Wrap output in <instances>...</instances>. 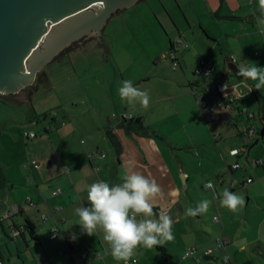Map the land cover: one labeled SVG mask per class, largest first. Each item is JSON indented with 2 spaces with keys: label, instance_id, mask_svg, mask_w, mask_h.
I'll return each mask as SVG.
<instances>
[{
  "label": "crops",
  "instance_id": "1",
  "mask_svg": "<svg viewBox=\"0 0 264 264\" xmlns=\"http://www.w3.org/2000/svg\"><path fill=\"white\" fill-rule=\"evenodd\" d=\"M191 4L176 8L183 23L165 9L170 27L165 29L168 43L161 55L174 53L181 71H172L171 80L157 85L145 84L149 77L133 82L148 91L151 101L147 109L138 103L114 105L92 121L93 130L85 138L83 107L61 106L39 128H32L36 122L30 121L28 131L36 132L32 138L23 131L16 140L0 121L2 264H124L113 259L101 232L93 236L82 232L74 209L88 206V185L99 180L118 184L130 171L155 179L161 186L163 195L154 212L168 210L173 241L178 242L152 249L140 247L133 256L137 259L134 264H240L242 254L250 259L246 264H264V135L254 143L264 130V89L248 92L255 82L238 76V69L233 68L239 56L264 67V34L256 26L257 0H191ZM200 59L214 65L211 77L195 73ZM153 60L160 62L157 57ZM208 78L231 86L221 93H203L214 107L207 115L209 121L196 99ZM123 112L132 117L119 120ZM133 119H140L142 126ZM251 128L255 133L246 141L244 133ZM234 148L239 149L237 154L230 153ZM234 163L239 166L232 168ZM249 177L251 182L246 181ZM209 182L214 188L207 187ZM176 188L181 195L173 204L169 193ZM224 188L244 197L245 204L236 212L219 205L218 193ZM205 198L212 201L207 211L211 216L207 214V220L202 219L203 214L188 217L191 225L182 223L185 209ZM6 212L11 213L9 217L4 216ZM26 221L33 225V235L22 228ZM12 226L21 231L13 235ZM218 238L224 240L221 247ZM188 247L195 250L183 258ZM207 250L211 252L205 255ZM81 251L87 256L80 262L77 255Z\"/></svg>",
  "mask_w": 264,
  "mask_h": 264
},
{
  "label": "rangeland",
  "instance_id": "2",
  "mask_svg": "<svg viewBox=\"0 0 264 264\" xmlns=\"http://www.w3.org/2000/svg\"><path fill=\"white\" fill-rule=\"evenodd\" d=\"M179 5L185 8L192 4L191 0H138L117 10L107 18L99 35L77 39L68 50L55 54L44 72L40 71L42 68L39 70L40 78L32 81L34 84L28 88L24 86L16 94L0 97V121L9 127L7 131L11 137L20 139L19 133L30 130L31 126L27 125L32 121L36 122L32 125L34 129L47 124L50 114L56 115L61 106L66 109L83 107L82 132L84 138L89 137L94 127L92 121L100 119L103 112L110 111L114 105L117 108L124 106L126 101L118 95L122 81L134 82L149 77L150 81L145 84L157 85L171 80L172 71L175 74L181 67H172L167 55L169 51L161 55L168 43L165 29L170 27L165 9L183 23L176 9ZM156 57L160 59L159 63H154ZM122 115L132 117L123 112L118 115L119 120ZM77 117L72 115L75 121ZM17 147L21 149L19 143ZM207 214L211 216L206 212L203 220H207ZM19 218L23 220L20 215ZM181 222L191 225L188 217ZM183 238L185 243L189 242L187 234ZM250 254L252 260L258 262L254 254ZM246 260L250 261L243 254L238 257L240 264H246Z\"/></svg>",
  "mask_w": 264,
  "mask_h": 264
},
{
  "label": "clouds",
  "instance_id": "3",
  "mask_svg": "<svg viewBox=\"0 0 264 264\" xmlns=\"http://www.w3.org/2000/svg\"><path fill=\"white\" fill-rule=\"evenodd\" d=\"M257 12L259 16L256 18V26L264 34V0H257ZM235 66L238 76L255 82L248 92L253 88L264 89V67H257L255 63L242 60L240 56ZM227 87L225 84L224 88ZM118 95L128 104L138 103L145 109L151 101L148 91L136 87L131 80L121 82ZM207 187L214 188L211 182ZM86 192L88 206L82 205L74 209V214L79 218L77 225L89 236L97 231L101 232L114 260L128 264L138 248L152 249L175 239L172 231L173 220L168 210L161 209L158 214L154 212L156 202L163 195L162 188L155 179L130 171L123 176L121 183L110 185L103 180L95 181L87 186ZM169 195L174 204L181 191L176 188ZM218 196L219 205L232 212L245 204L242 195L230 192L227 188L219 192ZM211 204L212 201L202 199L195 207H187L184 216L205 214Z\"/></svg>",
  "mask_w": 264,
  "mask_h": 264
},
{
  "label": "water",
  "instance_id": "4",
  "mask_svg": "<svg viewBox=\"0 0 264 264\" xmlns=\"http://www.w3.org/2000/svg\"><path fill=\"white\" fill-rule=\"evenodd\" d=\"M137 1L0 0V93L20 91L55 54L99 35L111 14ZM258 134L254 143L264 130Z\"/></svg>",
  "mask_w": 264,
  "mask_h": 264
},
{
  "label": "built area",
  "instance_id": "5",
  "mask_svg": "<svg viewBox=\"0 0 264 264\" xmlns=\"http://www.w3.org/2000/svg\"><path fill=\"white\" fill-rule=\"evenodd\" d=\"M179 42L181 43L182 42V39H179ZM169 58H170V60H171V63H172V67L174 68V67H176L177 65H178V58L174 55V53H170L169 54ZM214 71H215V68H214V65L210 62V61H207V60H205V59H200V60H198V62H197V66H196V69H195V73L196 74H199V75H201V76H203V77H205V78H207V77H211L213 74H214ZM209 79V78H208ZM227 85V83H224V82H222V81H220V80H212V79H209V80H207L206 82H204L203 83V85L201 86V90L200 91H198V92H196V99H197V102H198V104H199V109H200V112H201V114H202V116L207 120V121H209V118H207V115L209 114V113H211L212 112V110H213V105H210L207 101H206V99L204 98V95H203V93L204 92H215V91H217L218 93H221V92H223L224 90H226V89H228L229 87H231L230 85H227L228 87L227 88H224V85ZM230 100H233V96L232 97H230ZM122 118H127V117H130V115H122L121 116ZM255 133V130L253 129V128H251V129H248V131L247 132H245L244 133V139L247 141V140H249L252 136H253V134ZM24 135L26 136V137H30V138H32V137H35L36 135H35V133L34 132H29V131H24ZM241 150L242 151H246V148L243 146L242 148H241ZM238 151H239V149H237V148H234V149H232V150H230V153L231 154H237L238 153ZM256 162V161H255ZM31 163H33V164H35V161L34 160H32L31 161ZM239 166V164L238 163H234V164H232V168H237ZM246 181L247 182H251L252 181V179L249 177V178H246ZM57 191H54L53 193L55 194ZM30 204H33V202L32 201H30ZM10 212H6L5 214H4V216L5 217H9L10 216ZM213 220L214 221H217L218 220V217L217 216H214L213 217ZM23 229H24V227H22ZM21 231V229H18L17 227H14V226H12L11 227V233L13 234V235H16L17 233H19ZM55 234H57V231H55ZM218 240V246H222V244L224 243V240H221V239H217ZM194 248H187L186 250H185V252H184V254H183V258H185V257H188V256H190L193 252H194ZM211 252V250H207V251H205L204 252V254L205 255H208L209 253ZM86 256H87V252L85 251V252H80V253H78V255H77V257H78V260L81 262V260H83V259H85L86 258ZM223 261L224 262H226L227 261V258L226 257H224V259H223ZM2 260H0V264H2ZM135 263V262H137V259L136 258H132V260H130V261H128V264H130V263ZM38 264H42V263H38Z\"/></svg>",
  "mask_w": 264,
  "mask_h": 264
},
{
  "label": "trees",
  "instance_id": "6",
  "mask_svg": "<svg viewBox=\"0 0 264 264\" xmlns=\"http://www.w3.org/2000/svg\"><path fill=\"white\" fill-rule=\"evenodd\" d=\"M1 97V96H0ZM2 98V97H1ZM127 118H122V121L123 120H126ZM132 122H134V124L136 125H139V126H142L141 125V120L140 119H133L131 120ZM63 124V123H62ZM47 129H50V126L46 127ZM36 135V134H35ZM107 135H108V138L110 139V141L112 143L115 144V138L114 136L109 132L107 131ZM35 161V160H34ZM36 163V162H35ZM24 229L28 230L30 232L31 235L34 234V229H33V225L29 222V221H26V224L23 226ZM162 248V247H161Z\"/></svg>",
  "mask_w": 264,
  "mask_h": 264
},
{
  "label": "flooded vegetation",
  "instance_id": "7",
  "mask_svg": "<svg viewBox=\"0 0 264 264\" xmlns=\"http://www.w3.org/2000/svg\"><path fill=\"white\" fill-rule=\"evenodd\" d=\"M102 29H103V28H102ZM92 37H93V35H92ZM79 39H80V38H79ZM71 43H72V42H71ZM71 43H70V44H71ZM70 44L67 45L63 50H61V52L66 51V49L68 50ZM51 62H52V61H51ZM51 62H49V63H51ZM49 63H47L44 67H42V69H41L40 71H43V72H44L45 68L47 67V65H48ZM40 71H38V72L35 74L34 79H33V82H34V80H36V78H40L39 75H38V73H39ZM33 82H31L30 84L26 85L27 87H26V86H25V87L28 88V86L34 84ZM21 90H23V88H22ZM10 94H13V93H10Z\"/></svg>",
  "mask_w": 264,
  "mask_h": 264
}]
</instances>
